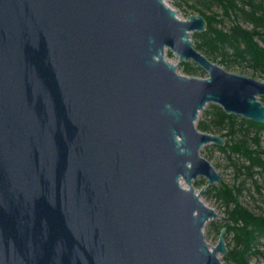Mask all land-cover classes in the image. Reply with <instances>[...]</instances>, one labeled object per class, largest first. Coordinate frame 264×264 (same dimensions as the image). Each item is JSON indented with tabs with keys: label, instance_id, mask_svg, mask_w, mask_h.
<instances>
[{
	"label": "water",
	"instance_id": "obj_1",
	"mask_svg": "<svg viewBox=\"0 0 264 264\" xmlns=\"http://www.w3.org/2000/svg\"><path fill=\"white\" fill-rule=\"evenodd\" d=\"M205 29L165 0H0V264H222L200 150L224 141L196 122L264 125V82L197 51Z\"/></svg>",
	"mask_w": 264,
	"mask_h": 264
},
{
	"label": "trees",
	"instance_id": "obj_2",
	"mask_svg": "<svg viewBox=\"0 0 264 264\" xmlns=\"http://www.w3.org/2000/svg\"><path fill=\"white\" fill-rule=\"evenodd\" d=\"M179 1L205 19V31L192 34L197 51L225 70L248 69L264 81V0ZM176 5L180 6L179 3ZM181 67L186 76L205 75L193 63H182ZM261 100L264 104V98ZM196 127L201 132L228 138L222 147H218L219 151H229L244 159L241 166L235 165V169L244 170L259 193L260 188L253 177L260 174L264 178V125L227 115L220 107L210 104L200 114ZM197 184L207 185L204 179ZM242 190V185L221 184L207 187L203 194L225 207L227 222H211L210 228L218 235L226 228V235L232 236L234 246L227 250L224 259L234 264H248V257L261 255L258 246L264 245V215L256 214L238 202Z\"/></svg>",
	"mask_w": 264,
	"mask_h": 264
},
{
	"label": "rangeland",
	"instance_id": "obj_3",
	"mask_svg": "<svg viewBox=\"0 0 264 264\" xmlns=\"http://www.w3.org/2000/svg\"><path fill=\"white\" fill-rule=\"evenodd\" d=\"M165 3L170 6L171 8L177 10L179 12V17L181 19H186L189 15H197L195 11L190 9L189 7L182 4L179 0H165ZM177 3L180 4V6L176 5ZM243 27H246L244 23L241 24ZM261 44V43H260ZM167 53H170L169 51H166V58L170 62L177 64L178 60L177 58L170 53V56L167 55ZM191 63V62H189ZM182 64V63H181ZM181 64L177 66V71L179 74L184 75L182 72ZM220 66V65H219ZM222 67V66H221ZM223 68V67H222ZM224 69V68H223ZM225 70V69H224ZM230 73L235 74H241L246 77L253 78L258 81H263L259 76L252 75L248 69H244L243 71L239 70H226ZM206 74L202 77L197 78H206ZM264 82V81H263ZM208 106V105H207ZM206 106V107H207ZM205 107V108H206ZM225 133V132H223ZM252 136V135H251ZM223 141H226L228 138L223 137ZM250 146H253L252 143H249ZM200 155L208 160L211 165L215 168V170L220 175L221 184H227L228 186H235L238 187L240 185L243 186V190L241 191V194L238 196V202L246 207L248 210L256 213V214H262L264 215V178L260 174H256L253 177V180L256 181L257 185L259 186V193L256 191V187L253 185L252 180L248 179L246 175L244 174V170L237 171L235 169V165L241 166L244 162V159L240 157L239 155L230 153L227 151V153H223L219 151L218 146H215L213 144H208L204 146L200 150ZM202 178L199 177L196 181L193 182V186L196 192H199L201 188L206 187L207 185H198L197 183ZM205 181V180H204ZM206 182V181H205ZM207 183V182H206ZM220 185H214V186H220ZM210 187V186H209ZM207 189V187H206ZM205 189V191H206ZM204 191V192H205ZM204 194V193H203ZM203 202L210 208H212L219 216L220 218H226L225 215V207L220 202L212 197H203ZM215 219L209 221L205 227H204V235L205 240L210 246H215L218 241V234H216L211 228L210 223H217L221 219ZM225 243L227 250H230L234 246V242L232 241V236L230 234H227L225 237ZM258 250L261 252V255H250L248 257V264H264V245L258 246ZM224 256H221V263L222 264H234L230 261H225Z\"/></svg>",
	"mask_w": 264,
	"mask_h": 264
}]
</instances>
